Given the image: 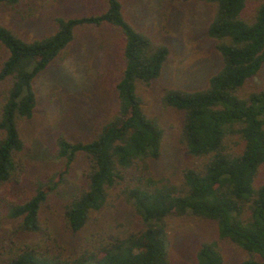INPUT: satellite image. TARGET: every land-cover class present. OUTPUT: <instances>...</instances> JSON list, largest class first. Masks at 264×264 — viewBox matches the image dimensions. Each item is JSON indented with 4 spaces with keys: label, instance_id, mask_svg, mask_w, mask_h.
<instances>
[{
    "label": "trees",
    "instance_id": "1",
    "mask_svg": "<svg viewBox=\"0 0 264 264\" xmlns=\"http://www.w3.org/2000/svg\"><path fill=\"white\" fill-rule=\"evenodd\" d=\"M199 1L211 6L205 31L220 64L202 87L161 90L160 104L179 112L178 144L194 159L174 180L153 170L165 130L140 94L162 74L169 47L132 24L121 0L56 16L53 30L31 38L0 22V264H171L168 231L184 214L216 227L197 264H225L223 242L246 253L236 264H264V83L246 87L264 64V0ZM99 26L119 35L115 109L89 137H54L57 168L30 183L20 121L36 107L35 80L78 29ZM119 200L129 208L121 218Z\"/></svg>",
    "mask_w": 264,
    "mask_h": 264
},
{
    "label": "rangeland",
    "instance_id": "2",
    "mask_svg": "<svg viewBox=\"0 0 264 264\" xmlns=\"http://www.w3.org/2000/svg\"><path fill=\"white\" fill-rule=\"evenodd\" d=\"M121 3L132 24L169 47L162 74L140 94L145 109L159 118L165 130L162 154L153 161V170L156 175L174 180L181 166L193 163L194 159L178 144L179 112L163 107L159 96L167 86L202 87L219 67V56L205 31L211 6L199 0H121ZM102 7L103 0H21L13 7L0 6V22L31 38L53 30L56 16L87 14ZM119 68L117 31L107 26L81 27L72 44L36 78V107L30 118L20 121L30 183L57 168L54 137L60 133L89 137L112 114L116 101L113 87ZM263 83L264 64L246 87H259ZM81 165L75 163L71 179L80 173ZM71 179L60 187L59 196L51 202L50 213L59 210ZM259 180H264V169ZM117 205L115 215L121 218L129 208L123 200ZM215 237L213 221L191 214L176 216L168 231L171 264H197L195 253L199 244ZM220 247L225 264H236L246 256L242 249L228 242L220 243Z\"/></svg>",
    "mask_w": 264,
    "mask_h": 264
}]
</instances>
